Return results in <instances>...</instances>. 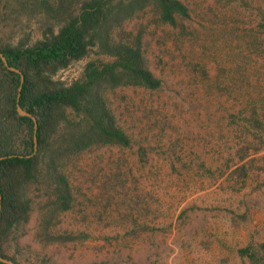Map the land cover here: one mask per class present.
Masks as SVG:
<instances>
[{"label":"rangeland","instance_id":"374dc122","mask_svg":"<svg viewBox=\"0 0 264 264\" xmlns=\"http://www.w3.org/2000/svg\"><path fill=\"white\" fill-rule=\"evenodd\" d=\"M181 1L185 31L151 6L121 22L139 34L159 85L106 91L129 144H92L63 159L66 209L50 189L29 186L27 220L3 244L14 261L250 264L238 248L262 251L264 0ZM41 2L0 0V43H31L78 7ZM88 59L110 56L91 47L53 77H79Z\"/></svg>","mask_w":264,"mask_h":264},{"label":"trees","instance_id":"16d2710c","mask_svg":"<svg viewBox=\"0 0 264 264\" xmlns=\"http://www.w3.org/2000/svg\"><path fill=\"white\" fill-rule=\"evenodd\" d=\"M64 1L41 3L55 10ZM146 6L153 7L160 20L185 31L188 10L181 0H78L76 12L67 11L55 28L48 26L33 42L0 43L1 257L14 261L3 244L27 220L31 184L50 189L56 208L66 209L70 191L63 159L92 144H129L107 104L106 91L118 85H159L141 51L139 34L131 38L121 28L125 18ZM91 47L110 59L86 60L81 75L69 81L53 77ZM17 105L29 115L19 113ZM259 246L260 253L249 245L238 252L250 264H264V241Z\"/></svg>","mask_w":264,"mask_h":264},{"label":"water","instance_id":"95a60500","mask_svg":"<svg viewBox=\"0 0 264 264\" xmlns=\"http://www.w3.org/2000/svg\"><path fill=\"white\" fill-rule=\"evenodd\" d=\"M16 109H17V111L19 112V113H21V114H28L29 115V113L28 112H26L25 110H23L20 106H16ZM0 260H5L4 258H2V257H0ZM6 261V260H5ZM10 264H12L11 262H9Z\"/></svg>","mask_w":264,"mask_h":264}]
</instances>
